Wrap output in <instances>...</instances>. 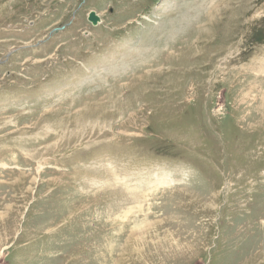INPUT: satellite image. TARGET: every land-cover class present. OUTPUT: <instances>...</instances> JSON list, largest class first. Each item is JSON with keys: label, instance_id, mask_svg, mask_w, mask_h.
I'll use <instances>...</instances> for the list:
<instances>
[{"label": "rangeland", "instance_id": "obj_1", "mask_svg": "<svg viewBox=\"0 0 264 264\" xmlns=\"http://www.w3.org/2000/svg\"><path fill=\"white\" fill-rule=\"evenodd\" d=\"M0 264H264V0H0Z\"/></svg>", "mask_w": 264, "mask_h": 264}, {"label": "water", "instance_id": "obj_2", "mask_svg": "<svg viewBox=\"0 0 264 264\" xmlns=\"http://www.w3.org/2000/svg\"><path fill=\"white\" fill-rule=\"evenodd\" d=\"M111 11V10H110ZM87 20L90 21L93 25H96L98 23V21H100V17L96 14L95 11L90 10L87 13ZM63 26H61L60 28H62ZM59 28V27H58Z\"/></svg>", "mask_w": 264, "mask_h": 264}, {"label": "bare ground", "instance_id": "obj_3", "mask_svg": "<svg viewBox=\"0 0 264 264\" xmlns=\"http://www.w3.org/2000/svg\"><path fill=\"white\" fill-rule=\"evenodd\" d=\"M158 182V181H157ZM161 182V181H160Z\"/></svg>", "mask_w": 264, "mask_h": 264}]
</instances>
